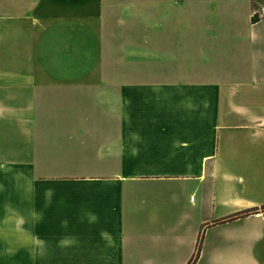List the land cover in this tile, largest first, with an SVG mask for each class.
I'll list each match as a JSON object with an SVG mask.
<instances>
[{
	"label": "crops",
	"instance_id": "obj_1",
	"mask_svg": "<svg viewBox=\"0 0 264 264\" xmlns=\"http://www.w3.org/2000/svg\"><path fill=\"white\" fill-rule=\"evenodd\" d=\"M263 3L0 0V264H264ZM117 6L161 81L105 77Z\"/></svg>",
	"mask_w": 264,
	"mask_h": 264
},
{
	"label": "rangeland",
	"instance_id": "obj_2",
	"mask_svg": "<svg viewBox=\"0 0 264 264\" xmlns=\"http://www.w3.org/2000/svg\"><path fill=\"white\" fill-rule=\"evenodd\" d=\"M166 8L172 9L168 6ZM108 9H111L109 12L111 15L109 18L107 17V21L111 26L106 30L105 44L108 46L106 51L108 61L105 67V77L149 78L161 81V46L162 48L167 46L164 34L161 35V28L160 31H145L141 28L136 31L135 29L140 27H137L136 23L116 22L121 14V17L127 14L125 12L127 8L117 6ZM149 9L153 11V8ZM163 9L164 6H159L160 17L164 13ZM169 24L172 25V23H166V25L164 22L161 23L162 32L167 33L170 30ZM133 25L134 27H132ZM153 26L155 24L151 23V29ZM133 35L139 36L133 37Z\"/></svg>",
	"mask_w": 264,
	"mask_h": 264
},
{
	"label": "trees",
	"instance_id": "obj_3",
	"mask_svg": "<svg viewBox=\"0 0 264 264\" xmlns=\"http://www.w3.org/2000/svg\"><path fill=\"white\" fill-rule=\"evenodd\" d=\"M254 212H255V209L246 210V211L240 213L239 216H246V215L252 214ZM201 246H202V235L198 239L195 255L193 256V258L189 264H195L197 262V260L199 258Z\"/></svg>",
	"mask_w": 264,
	"mask_h": 264
},
{
	"label": "built area",
	"instance_id": "obj_4",
	"mask_svg": "<svg viewBox=\"0 0 264 264\" xmlns=\"http://www.w3.org/2000/svg\"><path fill=\"white\" fill-rule=\"evenodd\" d=\"M264 18V3L259 7L257 11L253 13L254 20H260Z\"/></svg>",
	"mask_w": 264,
	"mask_h": 264
}]
</instances>
